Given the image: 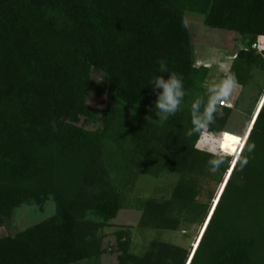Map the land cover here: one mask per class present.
<instances>
[{"label":"trees","instance_id":"obj_1","mask_svg":"<svg viewBox=\"0 0 264 264\" xmlns=\"http://www.w3.org/2000/svg\"><path fill=\"white\" fill-rule=\"evenodd\" d=\"M187 11L239 35L243 48L225 73L237 85L252 69L264 71V49L253 48L264 37V0H0V264H75L109 251L118 264H264V102L192 253L154 239L136 255L127 228L114 231L108 249L102 245L103 229L123 208L108 141L140 173L179 174L168 198L137 202L138 227L176 231L182 220L207 216L197 184L211 157L185 133L209 67L194 65ZM160 60L183 77L186 93L181 110L163 122L149 84ZM91 68L103 73L106 89L92 81ZM104 93L101 127L78 125L94 117L88 95ZM222 111L208 133L228 131L233 108ZM49 198L52 216L9 231L19 206L42 209Z\"/></svg>","mask_w":264,"mask_h":264},{"label":"rangeland","instance_id":"obj_2","mask_svg":"<svg viewBox=\"0 0 264 264\" xmlns=\"http://www.w3.org/2000/svg\"><path fill=\"white\" fill-rule=\"evenodd\" d=\"M202 21L203 17L200 14L190 11L185 13V22L193 46L194 65L196 67L201 65L209 67L208 76L202 84L204 87L206 83L219 82L220 79L224 78L234 55L243 48V43L237 33L209 28ZM90 76L94 83L106 89L107 82L102 72L91 68ZM155 100L156 95L152 97V101L155 102ZM107 101L106 93L101 96L88 95L87 104L95 110V114L93 119L86 120L84 117H80L78 125L89 131L100 128L102 125L101 110L106 107ZM263 102L264 71L254 68L247 83L243 86L236 84L233 94L226 100L227 106L233 108L226 126L229 132L207 133L205 140L199 141L198 139L195 148H197V144L204 147L206 146L205 142L211 143L218 149L226 150L229 153V158L235 160L249 130L247 123L253 113V118L255 117L258 107ZM244 131V135L240 137L239 135ZM233 137L236 139H233ZM105 153L110 166L111 180L123 194V208L110 221V225L103 229L102 232L105 235L102 240L103 247L108 249L111 246L114 241V231L119 228H127L131 238L130 251L136 255H141L148 250L154 239L169 242L192 253L194 244L197 242L213 205L229 177L233 164H229L226 172H223L220 168L215 174H212L207 167L206 174L199 178L197 184L200 190L199 200L210 204L204 222L200 221L201 217L199 216L194 222L182 220L176 231H157L138 227L141 212L137 208V202L148 198H168L179 180V174L164 171L155 176L138 172L136 166L131 165L126 156L119 154L114 141H108L105 146ZM54 213L55 205L51 198L43 204L42 209L37 205L22 204L14 212L9 231L26 229L52 216ZM195 215L198 214L195 213ZM4 234L5 231L0 229V237ZM116 256V252L109 251L98 259L84 260L75 264H118Z\"/></svg>","mask_w":264,"mask_h":264},{"label":"clouds","instance_id":"obj_3","mask_svg":"<svg viewBox=\"0 0 264 264\" xmlns=\"http://www.w3.org/2000/svg\"><path fill=\"white\" fill-rule=\"evenodd\" d=\"M159 75H156L149 82L156 94L155 111L159 119L163 122L170 116H174L181 110V105L186 95L184 89L183 77L175 72L169 73L167 63L164 60L159 62ZM167 73V78L163 74ZM235 75L226 74L219 82L206 83L204 85L205 93L198 96L191 102L190 116L191 128L186 131V136L191 138L197 136L199 140H205V137L217 118L223 117V106L226 100L231 97L236 85ZM202 147L197 144L196 147L205 151L211 158L207 161L208 169L212 174L218 172L225 163H236V160H229V153L226 150L218 149L211 143L205 142ZM254 148V145H250ZM247 159L239 161L240 167L247 164Z\"/></svg>","mask_w":264,"mask_h":264},{"label":"crops","instance_id":"obj_4","mask_svg":"<svg viewBox=\"0 0 264 264\" xmlns=\"http://www.w3.org/2000/svg\"><path fill=\"white\" fill-rule=\"evenodd\" d=\"M258 44H259V46H260L261 48L264 49V37H260V38H259ZM262 96H263V95H262ZM262 96H261V97H262ZM257 106H258V104H257ZM256 108H257V107H256ZM256 108H255V110H256ZM254 112H255V111H254ZM253 116H254V113H253V115L250 117V119H249V121H248V123H247L248 126L250 125ZM248 126H247V127H248ZM247 127H246V128H247Z\"/></svg>","mask_w":264,"mask_h":264},{"label":"built area","instance_id":"obj_5","mask_svg":"<svg viewBox=\"0 0 264 264\" xmlns=\"http://www.w3.org/2000/svg\"><path fill=\"white\" fill-rule=\"evenodd\" d=\"M253 48H258V49H260V46H259V44H257V45L254 44V45H253ZM227 105H228V104L225 102V105H224V106L228 107Z\"/></svg>","mask_w":264,"mask_h":264},{"label":"snow or ice","instance_id":"obj_6","mask_svg":"<svg viewBox=\"0 0 264 264\" xmlns=\"http://www.w3.org/2000/svg\"><path fill=\"white\" fill-rule=\"evenodd\" d=\"M233 139H236L235 137H233ZM234 151V150H233ZM221 191H223V189H221Z\"/></svg>","mask_w":264,"mask_h":264}]
</instances>
